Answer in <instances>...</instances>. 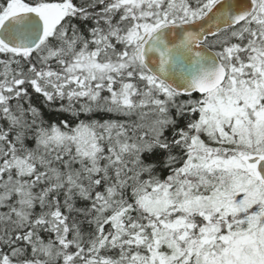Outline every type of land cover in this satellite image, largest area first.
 <instances>
[{"label":"snow or ice","instance_id":"1","mask_svg":"<svg viewBox=\"0 0 264 264\" xmlns=\"http://www.w3.org/2000/svg\"><path fill=\"white\" fill-rule=\"evenodd\" d=\"M0 264H264V0H0Z\"/></svg>","mask_w":264,"mask_h":264}]
</instances>
